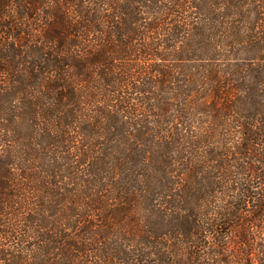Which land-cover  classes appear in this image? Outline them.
I'll return each mask as SVG.
<instances>
[{"label":"trees","instance_id":"1","mask_svg":"<svg viewBox=\"0 0 264 264\" xmlns=\"http://www.w3.org/2000/svg\"><path fill=\"white\" fill-rule=\"evenodd\" d=\"M0 264H264V0H0Z\"/></svg>","mask_w":264,"mask_h":264}]
</instances>
